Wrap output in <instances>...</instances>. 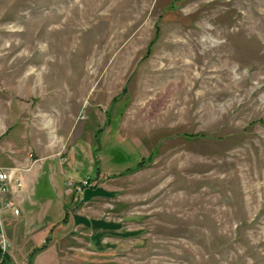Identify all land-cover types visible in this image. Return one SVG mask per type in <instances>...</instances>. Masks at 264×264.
<instances>
[{
	"label": "rangeland",
	"instance_id": "rangeland-1",
	"mask_svg": "<svg viewBox=\"0 0 264 264\" xmlns=\"http://www.w3.org/2000/svg\"><path fill=\"white\" fill-rule=\"evenodd\" d=\"M7 153L36 264H264V0H0Z\"/></svg>",
	"mask_w": 264,
	"mask_h": 264
},
{
	"label": "crops",
	"instance_id": "crops-1",
	"mask_svg": "<svg viewBox=\"0 0 264 264\" xmlns=\"http://www.w3.org/2000/svg\"><path fill=\"white\" fill-rule=\"evenodd\" d=\"M53 136V135H52ZM7 160H0L1 166H7L12 164L29 165V158L26 157L24 161L18 160L14 156L13 158L6 154ZM10 159V160H8ZM46 159L42 160L45 161ZM42 169V162L28 171L24 172V187L16 194L9 195L14 197L16 206L19 209L17 215L11 211H4L0 216L3 231L9 241L10 253L15 260H24L26 256H30L28 264H36L37 258V241H35V233L37 232V226L34 219H32L33 208L37 207V179L39 171ZM16 227L18 229V236L12 234V229ZM18 256V258L16 257Z\"/></svg>",
	"mask_w": 264,
	"mask_h": 264
},
{
	"label": "built area",
	"instance_id": "built-area-1",
	"mask_svg": "<svg viewBox=\"0 0 264 264\" xmlns=\"http://www.w3.org/2000/svg\"><path fill=\"white\" fill-rule=\"evenodd\" d=\"M19 170L18 167H0V194L3 195L2 200L0 199V213L2 210H12L14 214L19 213L13 197L9 196V193L19 190L23 185ZM79 189L81 190L82 187ZM7 247L8 240L5 234L0 231V259L5 255Z\"/></svg>",
	"mask_w": 264,
	"mask_h": 264
},
{
	"label": "trees",
	"instance_id": "trees-1",
	"mask_svg": "<svg viewBox=\"0 0 264 264\" xmlns=\"http://www.w3.org/2000/svg\"><path fill=\"white\" fill-rule=\"evenodd\" d=\"M0 264H9V263H8V259L4 256V257L1 259Z\"/></svg>",
	"mask_w": 264,
	"mask_h": 264
}]
</instances>
